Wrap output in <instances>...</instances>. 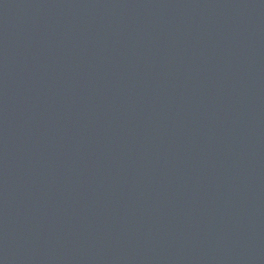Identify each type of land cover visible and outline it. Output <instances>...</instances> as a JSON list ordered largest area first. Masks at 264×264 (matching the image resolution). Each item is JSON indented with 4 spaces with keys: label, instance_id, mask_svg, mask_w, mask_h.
Returning <instances> with one entry per match:
<instances>
[{
    "label": "water",
    "instance_id": "obj_1",
    "mask_svg": "<svg viewBox=\"0 0 264 264\" xmlns=\"http://www.w3.org/2000/svg\"><path fill=\"white\" fill-rule=\"evenodd\" d=\"M0 264H264V0H0Z\"/></svg>",
    "mask_w": 264,
    "mask_h": 264
}]
</instances>
